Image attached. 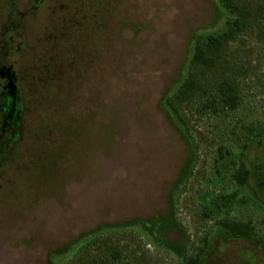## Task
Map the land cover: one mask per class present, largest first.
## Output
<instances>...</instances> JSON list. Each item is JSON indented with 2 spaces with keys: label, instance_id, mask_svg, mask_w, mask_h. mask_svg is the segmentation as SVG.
I'll return each instance as SVG.
<instances>
[{
  "label": "rangeland",
  "instance_id": "obj_1",
  "mask_svg": "<svg viewBox=\"0 0 264 264\" xmlns=\"http://www.w3.org/2000/svg\"><path fill=\"white\" fill-rule=\"evenodd\" d=\"M239 3L251 24L194 69L181 123L164 98L194 36L225 30L217 0H0V69L22 110L0 169V264H264V0Z\"/></svg>",
  "mask_w": 264,
  "mask_h": 264
},
{
  "label": "trees",
  "instance_id": "obj_2",
  "mask_svg": "<svg viewBox=\"0 0 264 264\" xmlns=\"http://www.w3.org/2000/svg\"><path fill=\"white\" fill-rule=\"evenodd\" d=\"M217 2L229 14V18L225 23V30L217 34H199L194 36V52L189 63L187 76L174 94H168L164 98L166 108L181 123H184V120L181 116L179 105L187 101L200 89V82L194 73V69L201 67L204 70H210L214 68L217 65L220 53L230 43L236 41L241 34L245 33L251 24V13L241 6L239 0H217ZM218 93L227 107L232 110L237 108L239 99L233 86L226 82H221L218 86ZM18 138L19 133L17 131L9 133L5 138L4 147L1 151L3 161L5 157L7 159L11 154L12 145L17 142ZM233 176L239 185L245 186L251 176V172L244 164H241ZM221 227L225 234L233 238H249L254 231L250 223L234 221H222ZM200 263L199 255L188 259V264Z\"/></svg>",
  "mask_w": 264,
  "mask_h": 264
},
{
  "label": "flooded vegetation",
  "instance_id": "obj_3",
  "mask_svg": "<svg viewBox=\"0 0 264 264\" xmlns=\"http://www.w3.org/2000/svg\"><path fill=\"white\" fill-rule=\"evenodd\" d=\"M12 33L17 31L19 25H12ZM9 45L14 44V37H10ZM1 42L4 43L2 39ZM0 169L4 165L1 151L4 147L5 138L9 133L15 132L20 124V92L16 73L12 67L0 69Z\"/></svg>",
  "mask_w": 264,
  "mask_h": 264
}]
</instances>
